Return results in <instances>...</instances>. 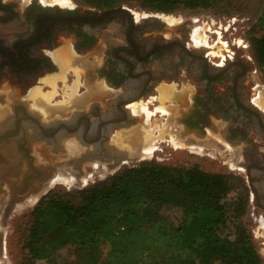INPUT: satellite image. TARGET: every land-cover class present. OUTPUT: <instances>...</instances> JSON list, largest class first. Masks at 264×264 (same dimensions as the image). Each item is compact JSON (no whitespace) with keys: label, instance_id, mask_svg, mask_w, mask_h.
Wrapping results in <instances>:
<instances>
[{"label":"flooded vegetation","instance_id":"flooded-vegetation-1","mask_svg":"<svg viewBox=\"0 0 264 264\" xmlns=\"http://www.w3.org/2000/svg\"><path fill=\"white\" fill-rule=\"evenodd\" d=\"M68 1L0 0V98L26 99L42 78L60 72L58 52L69 48L80 61L66 75L73 80L77 68L79 92L86 90L87 75L112 92L105 105L94 99L87 108L71 110L74 126L85 137L111 140L115 130L135 119L127 109L130 102L152 91L159 102V86L174 84L188 93L185 104L172 101L178 103L169 115L178 127L170 130L176 141L227 151L244 171L251 201L264 215V101L251 79L249 52L228 49L210 56L190 42L189 31L185 35L186 20L177 21L183 23L177 28L159 15L135 16L121 5L98 8ZM14 87L18 96L11 98Z\"/></svg>","mask_w":264,"mask_h":264},{"label":"trees","instance_id":"trees-1","mask_svg":"<svg viewBox=\"0 0 264 264\" xmlns=\"http://www.w3.org/2000/svg\"><path fill=\"white\" fill-rule=\"evenodd\" d=\"M98 1L109 5L119 0ZM136 1L144 9L166 14L211 4L210 0ZM248 40L254 60L264 67V3ZM238 182L236 177L196 166L142 160L75 191L51 189L27 215L22 231L27 264L43 259L47 264H100L103 242L109 245L103 264H261L240 221L244 197L227 200ZM165 188L175 191L176 197L166 199ZM165 208H179L181 215L173 218ZM161 218L172 231L158 243L149 239L148 231ZM229 227L232 238L224 235ZM157 248H162L159 256Z\"/></svg>","mask_w":264,"mask_h":264},{"label":"rangeland","instance_id":"rangeland-1","mask_svg":"<svg viewBox=\"0 0 264 264\" xmlns=\"http://www.w3.org/2000/svg\"><path fill=\"white\" fill-rule=\"evenodd\" d=\"M74 1L85 6L91 5V6H96L98 8L117 6V5L125 6L129 8L131 11L135 12L137 15L139 14L159 15L158 17L162 19V22H164V24L167 23L165 17H169L176 21L174 26L177 28L182 26L183 24L182 22L178 23L177 21L186 20L185 21L187 22L186 26L190 29L188 30L186 29L185 30L186 32L184 31L185 35L188 34L189 31L190 42H193L195 45H201L198 46V50L208 51L210 56L215 54L230 53L228 49L236 53H244L245 50H247L252 58V63H251L252 71L250 72L251 79L253 80V83L257 85L256 89H258L260 93L264 92V76H263L264 67L259 66L254 60L248 40L253 34V28L256 23L261 6L264 3V0H210L211 1L210 6L198 7L195 9L178 8L174 12L168 14L153 12L148 9H144L139 5L138 1L136 0H119L115 3H110L109 5H104L100 3L98 0H74ZM67 2L69 3L68 0ZM201 29L205 33L206 43H196L195 40L193 39L192 33L195 30H201ZM59 69H61V67H59ZM63 70L62 69L60 70V72L58 73L59 76L57 74H54V76L61 78V76L65 74L66 76L65 81L61 79H57L56 86H54L55 88H53L50 85H46L44 81L41 79L40 82H37L36 85L32 86L29 89L30 92H27V94L25 95L26 99L21 98V101L25 102L26 105H29L32 110L38 111L33 106L35 103V102L33 103V100L35 99H33V97L30 98L31 91L38 88H40L42 93L46 92V94L49 93V91H53V89H55L54 90L55 93L53 94L51 100L54 103L57 101H63L67 99L68 94L71 92V88L73 86L74 80L70 79L69 81V78L72 75H68V77L66 75V73L70 70L69 67L66 68L65 73ZM49 76H53V75H49ZM79 80L81 81L80 78ZM191 88L193 87L191 86ZM108 91L109 90L107 89V92L104 96L103 94L100 95L101 97H104L103 98L104 101L101 98H95V99H98V101L102 102V104L105 105L106 98L112 96V92L109 91L110 92L109 93ZM10 92L12 93L11 98L18 96V92L15 89V87ZM78 93H80L79 89H78ZM155 95L156 92L154 93L152 91L149 93V96L146 98L141 97L139 99L133 100L132 102H135V105L134 104L130 105V108H129V104L127 106V109L130 111V113L131 114L134 113L135 119L131 121L129 120L130 122L129 121L127 122L129 125L125 127V129L122 128L121 130L123 129L126 130L131 128L132 126L140 125L146 120L149 122V126L151 128L155 126L160 129V130L155 129L153 132V135L155 136V139L152 142V145L154 147L153 151L150 154L143 156L144 158L142 156L134 155L133 157L134 165H137L142 160H155L158 163L168 166H174L180 168L181 167L189 168L196 166L206 172L223 173L230 177L231 176L236 177L239 180V182L236 183L235 186L233 185L231 191L227 196V200L236 202L237 199L239 198V195H242L244 197L245 199L244 211L242 215H240V221L243 222L246 232L249 233L255 249L261 257V264H264V215L261 214V211L255 208L254 203H252L251 201V193L249 187L247 186L244 171L238 169V167L229 160L227 151L221 150L219 148L205 149L204 146L201 145H200L201 148L190 147L187 146L186 143L176 142V139L174 138V133L170 132L168 128V127L171 128L173 127L172 130L177 129L174 120L170 118L169 114L162 115L159 111H157V108L160 107L164 108L170 105L171 103H173L172 101L173 100L175 101L176 99H170L171 101L166 102L165 103L166 106H165V104H162L164 103L163 101L159 100L160 102H158L156 100ZM144 103L146 104V106ZM133 105L138 106V108L144 107L147 109V111L140 110V112H134L132 109ZM161 112H165V111L161 110ZM151 113H153V115H151ZM119 130H115L112 136H115L116 131ZM71 139L75 140L74 138H70L67 140H71ZM97 165L98 166H95V168L93 169V172H91L90 175L85 177L84 179L80 178L78 180L72 177L73 178L72 180L69 179L68 181L55 182L49 185L47 188H45L38 196H35L28 203L24 205H18L17 207H14L15 209L13 208V206H10L4 208L5 211L4 210L1 211V222H2V218H4L10 212V210L12 211V213L3 230L4 253L0 251V264H27L26 250L23 248L22 231L24 226H26L27 224L28 213L35 206L37 201L49 190L56 188L60 190L64 189L69 191H75L77 189L84 188L96 181L107 178L108 176L119 171L120 169L126 166H130V163L128 161H124L122 164H120V166L117 169L114 170H109L108 168H106V166L99 165L98 163ZM164 192H165L164 197L169 200L174 199L177 195L175 191L169 188H165ZM165 211L169 212L173 216V218H177V216L181 215V211L179 208H173L171 210L165 208ZM227 214L230 213L228 212ZM1 229L2 227H0V230ZM171 231H172L171 224L167 220L161 218L152 223L151 228L148 231V236L150 240L159 243L161 242L160 240L165 235H169ZM224 235H227L230 238H232L233 229L231 227L227 228L226 233L224 232ZM161 249L162 248H157V252L155 253V256H159L160 253L158 252H161ZM108 250H109L108 243L106 242L101 243L100 259L102 260V262H100V264H103L104 262L103 259L107 257L109 252ZM36 264H47V262L43 259V260H38Z\"/></svg>","mask_w":264,"mask_h":264},{"label":"water","instance_id":"water-1","mask_svg":"<svg viewBox=\"0 0 264 264\" xmlns=\"http://www.w3.org/2000/svg\"><path fill=\"white\" fill-rule=\"evenodd\" d=\"M119 9L130 12L127 7ZM4 102L0 98V111L3 112L0 113V194L9 187L13 197L21 196L33 183L51 177L57 169L58 173L79 180L88 174L95 162L109 170L117 169L124 161L134 165L122 144L107 137L83 136V130L74 126L73 112L64 117L45 118L23 101ZM71 137L75 138V143L73 151L68 152L64 139ZM36 150L41 151L43 160L36 156ZM11 213L10 210L1 222L0 251L3 253V230Z\"/></svg>","mask_w":264,"mask_h":264},{"label":"bare ground","instance_id":"bare-ground-1","mask_svg":"<svg viewBox=\"0 0 264 264\" xmlns=\"http://www.w3.org/2000/svg\"><path fill=\"white\" fill-rule=\"evenodd\" d=\"M41 1H49V2L51 1L53 3H58L61 5H64L67 3V0H41ZM134 15L137 16V14L135 12H134ZM165 19H166V22L169 26H174L176 23V21L172 18L165 17ZM192 36H193V39L195 40L196 43H206L205 33L202 31V29L201 30H195L192 33ZM83 60H85V59H83ZM83 60L80 63L84 64ZM56 61H57L58 66L61 67L62 70L64 69L63 71L65 73L66 68L74 67L76 62L80 61V58L77 57L76 55H72L69 48H63L62 51L59 50L58 57L56 58ZM74 72L76 75H75V78L73 79L74 81H73V86L71 88V92L68 94V98L63 100V101H57L55 103L51 101L53 94L55 93V91H54L55 89H53V91H49V93H47V94H46V92L42 93L40 88L34 89L31 91L30 98L33 97V99H35V100H33V103L35 102L33 106L43 114V117H45V118L50 117L51 118L57 114L66 115L71 110H73L75 108H86L88 106L89 102H91L95 98H101L104 101V99H103L104 97H101L100 95L103 94V96H104L107 92V89L102 84V82H100V81L98 82L97 80H95L90 75H87L84 79L83 84H84V87H86V90L82 93H78L80 81H79V76H78L77 70L74 69ZM57 75L59 76V74H57ZM57 79H61V80L65 81V74H63V76H61V78L60 77L58 78L57 76H54V75L42 78V80L44 81V83L46 85H50L53 88H55L54 86H56ZM51 90H52V88H51ZM158 91H159V97L158 98L160 101L164 102V100L166 101V99H176L181 104H185L188 101V93L182 92V91L176 89L174 84H161L158 88ZM28 92H30V90ZM9 94L11 95L12 93L10 92ZM260 95H261L262 101H264V92L260 93ZM169 101H171V100H169ZM131 105H132V103H131ZM134 105H135V103H134ZM134 105L132 108L134 112H140V110L147 111V109L144 107L138 108V106H134ZM0 109H2V108L0 107ZM159 109L163 110V111L166 110L169 115H172V112L174 111V108H171V106L166 107V108L160 107ZM0 113L3 114V112H1V111H0ZM146 114H148V113H146ZM143 117H144V115H143ZM170 118H171V116H170ZM168 128H169V130H172L173 127L172 128L168 127ZM176 128L177 129H175V130L178 132V127H176ZM155 129L160 130L158 127H155V126L153 128H151L149 126V122L146 120L142 124L132 126L131 128L126 129L124 131L121 129L119 131H116L115 136H112V141L117 143V144H122V146L127 148L128 153H129L131 158H133L134 155L143 157L145 155L150 154L154 149L152 142L155 139V136L153 135V132ZM64 143H65V146L67 148V151L72 152L75 140H73V139L65 140ZM35 154L40 160H43V157L41 155L42 153L40 150H36ZM95 166H98L97 162L92 163L91 170L88 172V174L85 177L89 176L90 173L93 172L92 170L95 168ZM72 177L73 176H70L68 174L65 175V174H61L60 172L58 173V169H57L56 172H54V174L51 175V177H48L46 179H43L41 181H37V182L33 183L27 193H25L21 196H18V197H13L10 188L7 187L5 193L0 194V227H1V211L4 210V208L10 207V206L17 207L18 205H24V204L28 203L30 200H32L35 196H38L49 185H51L55 182H59V181H68L69 179L72 180L74 178V177L73 178ZM85 177H82V178L84 179ZM74 179H76V178H74Z\"/></svg>","mask_w":264,"mask_h":264},{"label":"crops","instance_id":"crops-1","mask_svg":"<svg viewBox=\"0 0 264 264\" xmlns=\"http://www.w3.org/2000/svg\"><path fill=\"white\" fill-rule=\"evenodd\" d=\"M178 90H180V89H178ZM180 91H182V90H180ZM182 92H186V91H182ZM168 102H169V100L170 99H166ZM165 101V100H164ZM165 103V102H164ZM163 103V104H164ZM134 104V103H133ZM176 104H178V103H176ZM176 104H170V105H168V106H171V108H174V111H175V108H176ZM166 106V105H165ZM168 106H166V107H168ZM165 107V108H166ZM157 110H160L159 108L157 109ZM161 111V110H160ZM174 111L172 112V116L174 115ZM162 113V112H161ZM163 113H166L167 115H168V112L165 110V112H163ZM172 116H171V118H172ZM173 133H176V132H173ZM178 135V134H177ZM174 138H176V137H174Z\"/></svg>","mask_w":264,"mask_h":264}]
</instances>
